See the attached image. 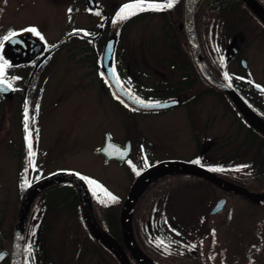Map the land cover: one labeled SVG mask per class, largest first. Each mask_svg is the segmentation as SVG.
<instances>
[{"label": "flooded vegetation", "instance_id": "1", "mask_svg": "<svg viewBox=\"0 0 264 264\" xmlns=\"http://www.w3.org/2000/svg\"><path fill=\"white\" fill-rule=\"evenodd\" d=\"M81 1L87 9L86 14L97 18L95 28L73 27L62 39L75 31L87 33V36L73 35L66 45L72 42L78 45L75 53H80L83 61L89 62L90 73H84L80 77L73 75L67 77V74L61 75L56 72L55 57L66 45L54 51L49 57L43 58L50 47L58 44L61 39L45 48L42 47L41 53L28 63H12L13 66L27 65L29 68L25 74L19 76L17 82L10 80L8 75L5 76V79L12 84L13 91L10 94L0 92V150L3 151L0 156V171L2 170L1 161H5L2 158H7L8 163L11 164V170H8L6 174L10 172V175L16 176L17 179L13 185L3 181V184H0L3 190L23 194L26 180L28 182L26 185L30 186L46 176L62 171H74L85 176L66 165V161L61 159V154L57 156L61 161L60 165L46 168L50 165L49 161L55 160L51 158L54 143L52 145L53 138L48 140L47 145L43 143L41 118L45 114V108L54 112V108L59 107L61 99L59 93L61 90L67 91L69 87L97 94V106L100 111H97V117H99L96 122L104 124L106 122L114 129L103 132L102 143L95 152L106 164L118 162L126 165V169L131 164L135 178L150 167L164 161H184L210 171L216 168L214 162L216 146L207 145L215 139L213 132L218 110L223 114L227 124L226 129L238 128L237 138L242 139V144L247 145L249 151L256 153L255 146L263 143L262 135L250 126L228 94L213 85L200 71L187 32V0H176L174 6L166 10L138 11L128 19L116 23L113 21L116 20V14L121 7L135 3L136 0H95V8L91 7L89 0ZM256 1L264 8V0ZM146 2L166 4L168 0H146ZM191 4L192 2L189 3V9ZM142 23L145 24L146 30L145 41L142 44L144 55L136 56L134 55L137 53L136 47L121 44V38L130 27L139 26ZM193 26L204 60L210 70L229 86V80H226L224 76L227 72L231 77L230 87L264 120V23L261 19L243 0H202L193 8ZM112 38L117 40L112 68L125 91L137 101H143L144 104L158 105L178 101L177 107L157 111L140 110L131 106L115 92L104 66V49L107 41ZM6 53L12 62L11 53L9 51ZM55 86L59 87L53 89ZM26 110L27 121L25 120ZM25 123L28 124L27 131ZM154 124H160L161 132L156 130ZM172 127H177L174 132ZM29 132L31 133V151L35 153L31 163L26 140ZM180 138L182 140L189 138V141L192 139V142L196 144L195 148L186 149L187 143L177 142ZM106 142L119 145L121 151L129 145L130 154L127 159L108 162L100 153ZM157 147H160L159 152H156ZM42 156L43 159H41ZM197 160L200 163H194ZM43 171L48 173L45 176H39L38 172ZM5 175L2 176L4 179ZM176 175L178 174L168 175V177ZM134 181L129 183V188ZM42 197L36 209L42 205L40 210L46 214L37 212L34 215L41 225L45 219H50L47 217L48 211L56 210L62 204L70 211L75 204L69 200L73 198L72 195L65 202L42 201ZM137 212L138 210L134 212L135 219H133L134 235L140 246L145 249L142 244L145 233L143 234L140 225L142 222L144 225L154 224V221L145 222L144 218L139 220ZM80 220L77 218L74 222L81 223ZM97 220L101 223V220ZM173 220L172 217L170 222L166 223L169 225L166 227L168 231L174 229ZM156 223L155 227L152 225L150 227L149 241L152 242L164 234L162 219H156ZM106 231L123 244L121 231L119 233H114L113 230ZM54 236L68 241L64 246L65 250L62 244L53 248L56 244H53L51 238H55ZM30 237L31 234H26L23 264H28L27 246ZM32 240L34 243L30 242V245L36 254L32 264H64L65 260L67 264H90L94 258H97L98 264H105L106 255L111 258L113 264H120L115 255H113L114 258L87 232L60 235L38 232L32 235ZM37 241L39 244L35 243ZM43 241L46 243L45 246L41 244ZM9 242L10 237H7V245ZM124 249L130 263L139 264L132 254L126 248ZM4 250L6 249L2 248L0 252ZM147 250H144V254L155 262L179 264L168 261L173 260L172 256L162 257L161 254L155 255L151 250ZM178 253L183 254L182 251ZM193 255L196 256V251ZM3 264H11L10 257Z\"/></svg>", "mask_w": 264, "mask_h": 264}, {"label": "rangeland", "instance_id": "2", "mask_svg": "<svg viewBox=\"0 0 264 264\" xmlns=\"http://www.w3.org/2000/svg\"><path fill=\"white\" fill-rule=\"evenodd\" d=\"M85 8L81 0H0V44H3V47L0 48V56H3L11 64L8 70L5 69L3 77L8 75L10 80L17 82L19 76L25 74L29 69L27 65L20 67L12 65L10 57L6 53V41L3 39L5 36H8L10 32L19 33L29 27H35L43 39L29 33L37 37L45 48L47 45L61 40L73 27L95 28L97 18L89 17ZM145 31L144 23L130 27L123 34L121 44L135 46L137 53L134 55L143 56L142 44L145 41ZM76 46L78 45L74 42L66 45L55 57L57 59L56 72L61 75L67 74V77L70 75L80 77L84 73L91 72L89 62L83 61L80 53H75ZM58 87L55 86L53 89ZM47 90L49 91L48 88ZM59 95L61 97L59 107L54 108V112L45 108V114L41 118L43 143L47 145L48 140L52 138V145L54 143L51 158L55 160L49 161L50 165H47L46 168L60 165L61 161L57 156L61 154V159L66 161V165L85 176L99 179L106 184L112 195H115L117 199L124 200L129 191L128 185L135 178L132 172L133 167L131 164L128 165V170L126 165L118 162L106 164L95 152V149L102 143L103 132L114 129L106 122L105 124L96 122L99 117H97V111H100L97 106V94L69 87L67 91L62 92L61 90ZM154 127L158 132L161 129L160 124H154ZM172 128V132H174L177 127ZM226 128L227 124L223 114L218 110L213 132L215 139L207 145L216 146V161H214L216 168L223 169L219 172L224 174L234 175L250 172L251 169L245 167L254 159L255 151H249L248 146L242 144V139L237 138L238 128ZM181 141L183 144L187 143L186 149L196 146L192 139L190 141L189 138L177 140V142ZM156 149H154L156 152L160 151V147ZM2 154L3 151L0 150V156ZM2 160L5 161H1L0 184L6 181L8 185H13L17 177L11 176L10 172L6 174L8 170H11V164L8 163L7 158H2ZM47 173L45 171L38 172V175L45 176ZM20 195V193L5 191L0 187V227L4 232L3 238L0 240V249L7 246L6 238L11 237L10 235L14 233L21 202ZM222 197L228 198L224 211L216 216H211L210 211ZM72 199L69 198L70 201ZM116 201L113 202L111 198L102 197L95 199L93 206L94 209H97V213L103 217L108 212L116 213L119 210L120 215L121 209L117 206ZM41 207L42 205L37 208L36 213L46 214L40 210ZM59 207L56 210L48 211L47 217L50 219H45L42 225L39 224L40 232L60 235L86 231L80 222H74L82 215L79 209L72 208L68 211L63 204ZM137 210L139 220L144 218L145 222L154 221L156 223V219H163L165 223H168L173 217L174 230L178 228L183 230L180 234L170 235L169 240L178 242L176 249L178 247L179 249L178 251H169L168 248H163L161 245L155 247L154 242L149 241L150 227L154 224L144 225L142 222L141 227L144 228L143 234L145 233L143 244L155 255L175 256L182 251V243H184L189 251L195 248L197 252L203 254L205 259L207 256H212L215 264H264V206H256L246 198L224 194L210 184L181 176L180 178H171L161 185L154 183L147 194L140 199ZM57 217L58 220L54 219ZM145 226L148 228L146 229ZM28 231L31 234L30 239H32L34 229ZM54 237L51 238L53 244H56L53 248L60 244L64 247L68 242L65 238L60 240L61 237ZM36 244H39L38 241ZM41 244L45 246L46 243L43 241ZM199 244H201L200 248ZM53 253L58 255L54 251ZM96 259L94 258L90 264H98ZM64 264H67L66 260ZM105 264H113L108 255L105 257Z\"/></svg>", "mask_w": 264, "mask_h": 264}, {"label": "water", "instance_id": "3", "mask_svg": "<svg viewBox=\"0 0 264 264\" xmlns=\"http://www.w3.org/2000/svg\"><path fill=\"white\" fill-rule=\"evenodd\" d=\"M92 8H95L96 1L89 0ZM248 7L261 19L264 23V8L256 0H243ZM192 0H187V32L189 36V41L193 55L197 61V64L200 68V71L203 75L218 89L224 91L232 99L238 110L245 117L247 122L260 134L264 136V120L261 119L245 102L244 100L236 93V91L218 79L214 73L208 67L206 61L204 60L199 42L195 35L194 26H193V10L189 9V3ZM101 31L98 33V35ZM85 35L84 31H75L65 37L61 42L52 46L44 55V59L51 55L54 51L61 48L63 45L68 43L70 37L73 35ZM117 45V40L112 38L107 41L104 49V66L106 68L105 72L115 90V92L122 97L126 102L131 106L137 107L140 110L145 111H157V110H166L172 107H177L179 105L178 101H172L169 103L158 104L157 107H147L144 103H140L133 97H131L125 89L122 87L119 79L117 78L115 72L112 68V59L114 51ZM6 48L13 56V63H25L30 62L36 58L42 51V44L38 39L31 35L28 32H23L16 34L10 40L6 41ZM5 80V79H4ZM10 84L5 80V84L2 86L5 90L0 91L4 94H10L13 91V87H8ZM121 148V147H120ZM119 145H116L112 142H106L105 146L100 150V153L106 158V160H118L124 161L127 159L130 154L129 145L125 147L122 151L120 150ZM163 172L157 179L164 177L169 174H184L193 176L196 178L204 179L207 182L211 183L220 190L229 193L231 195H236L248 199L251 203L264 206V192L256 193L250 189L228 181L214 172L203 168L201 166L184 162V161H164L157 165H154L144 171L135 181L131 190L129 191L120 215V225H121V236L122 241L128 251L132 254L134 259L139 264H159L149 259L138 247L132 228V218L135 206L142 196L144 191L150 185H146L148 180L155 176L158 173ZM81 175L72 172V171H62L55 174L49 175L45 178H42L35 183L31 184L27 190L23 193L21 204L19 207L18 215L16 218L15 228H14V242L12 247V252L4 250L0 252V264H3L9 257H11V264H23V251H24V242H25V233L27 222L29 218V213L35 199L46 189L62 182H69L73 184L78 192L79 202L81 205L83 217L85 223L92 234V236L105 245L119 260L121 264H131L128 258L123 245L116 240L112 235L106 232L99 222L96 220L91 201V194L85 179H81ZM153 181V182H154ZM152 183V182H151ZM146 185V186H145ZM228 203L227 198L219 199L216 205L210 212V215L215 216L221 213ZM2 237V232L0 231V238Z\"/></svg>", "mask_w": 264, "mask_h": 264}, {"label": "trees", "instance_id": "4", "mask_svg": "<svg viewBox=\"0 0 264 264\" xmlns=\"http://www.w3.org/2000/svg\"><path fill=\"white\" fill-rule=\"evenodd\" d=\"M255 147H256L255 157L250 163H247L248 165H246V167H245V168H247V167L250 168L251 169L250 172L245 173V174L240 173V174H234V175L233 174H224V173H221L219 171H217L216 173L218 175H220L221 177H223L229 181H232L234 183H237L239 185L245 186L254 192H257V193L263 192L264 191V137H263V143H260L259 146L257 145ZM180 177L181 176H179L178 178H180ZM230 178L233 180H231ZM89 179L96 181L97 184L101 186L98 188L96 185L90 184L91 190L94 191L93 202L95 201V199H99L102 197L110 198L108 195L109 193L111 194V196L116 197L115 195H112V192L109 189H107V187L103 183H101L100 181L96 180L95 178H89ZM135 179L136 178H134L133 180H135ZM170 179H171L170 177L162 179L159 182L155 183V185H161V184L169 181ZM189 179L196 180V181L204 183V184H209L208 182H206L202 179L195 178V177H189ZM27 186L28 185L25 184L24 190H26ZM151 187L147 191H145V193L143 194V197L147 194V192L151 189ZM214 188H216V187H214ZM216 189L221 191L222 193H224L222 190H220L218 188H216ZM224 194H227V193H224ZM71 195L73 197V199H72L73 203H75L77 205L78 209L80 210V213L82 214V209H81V206H80V203L78 200L76 187L70 183H62V184L56 185L54 187V189L51 188L49 190H46L45 192H43V194H41L40 196L37 197L36 201L34 202L32 211L30 213V218H29V222H28V226H27V233L29 232L28 231L29 229H34L33 232L31 231L32 233L40 232L39 231L40 222L35 219L34 215H35L36 210H37L36 206L38 204V201L41 199L42 196H43L42 201L62 200L63 202H65ZM227 195H229V194H227ZM116 200H118V201H116ZM116 200L115 201L118 204L117 206L119 207V209H121L124 200H121V198H119V199L116 198ZM115 201H113V202H115ZM75 204H73V206H74L73 209L77 208ZM119 212H120V210H119ZM119 212H116V213H109L108 212L103 217L102 215L97 213L96 208L94 209V214H95L96 218L101 220V223H100L101 226H103L106 230H109V231L113 230L114 233H119V231H120V215H119ZM80 219H81L80 221H81L82 226L86 230L85 232L90 234L89 230H88V228L84 222L82 215L80 216ZM137 222H139V221H137ZM162 222L164 223V225L162 227L163 228L162 230H164L163 231L164 234L158 236L156 238V240L153 241L155 247H158L157 245L159 244V246L161 245V246H163V248L164 247L168 248L169 251L170 250L178 251L179 247L176 249L178 242L169 240V238H170L169 234H180L183 231L182 228H178L175 230L173 229L172 232H174V233H171V230L168 231L166 228V227H169V225H167L164 221H162ZM33 226H34V228H33ZM142 230H144V229L142 228ZM161 231H159V232L161 233ZM10 236L11 237H10L9 244L7 246H4L5 249H9V250L11 249L12 242H13V239H12L13 236L12 235H10ZM30 242L33 244L34 241L29 238V243L27 246V248H28V252H27L28 254L27 255L29 257L28 258V264H32V260L34 259V256H36V254H34L33 247L30 245ZM160 242H163V243H160ZM195 242L196 241L194 240V243ZM35 243H37V242H35ZM29 245L31 247H29ZM101 245L104 247V249L108 250V248L105 247L103 244H101ZM182 245H183V248L181 250H182L183 254L177 253L175 256H172L171 259H173V260H168V261L179 263V264H199V263L211 262L210 260H213L212 256H207L205 259L203 254L200 252H197L195 250V248L193 250L189 251L184 243H182ZM144 247H145L144 250H146L147 247L146 246H144ZM148 250H150V249H148ZM194 251H196V256L193 255ZM149 252H151V251H149Z\"/></svg>", "mask_w": 264, "mask_h": 264}, {"label": "snow or ice", "instance_id": "5", "mask_svg": "<svg viewBox=\"0 0 264 264\" xmlns=\"http://www.w3.org/2000/svg\"><path fill=\"white\" fill-rule=\"evenodd\" d=\"M176 0H168V2L166 4H157V3H147L146 0H136L135 3H130V4H125L121 7V9L119 10V12L116 14V20L113 21V23H116L117 21H123L128 19L131 15H135L137 14L138 11H146V10H153V11H161V10H166V9H170L174 6ZM71 11V10H69ZM97 15H99V13H96ZM24 31H28L31 32L33 34H35L37 37H39L40 39H43V36L39 33V31L35 28V27H29L28 29H25ZM17 33L15 32H10L8 36H5L3 39L4 41H8L10 40L12 37H14ZM85 35H87V33H85ZM3 47V44H0V48ZM7 67H11V65L9 64V62L7 60L4 59L3 56H0V91H4L5 89L2 87L5 84V80L2 78L4 76V72L5 69ZM114 71V70H113ZM225 79L229 80V86H231V77L229 76V74L227 72L224 73ZM8 87L10 88L11 85L8 84ZM259 87V86H257ZM140 103H143V101H139ZM147 107H157L159 105H154V104H148L146 105ZM28 119V113L27 110L25 111V120L27 121ZM28 129V124L25 123V130L27 131ZM26 140L28 141V148H29V158H30V163L31 158L35 155L34 152L31 151L32 148V143H31V133L29 132L28 135L26 136ZM194 163H200L199 160L194 161ZM212 171H223V169H218V168H214L211 169ZM237 171H239L240 169H236ZM139 174V173H137ZM81 179H86L88 180L89 184H93L96 185L98 188L101 187L100 185L97 184L96 181L91 180L89 178L86 177H81ZM26 184L28 183L27 180L25 182ZM109 197L115 201L116 197L111 196V194H108ZM34 235V233H33ZM163 243V242H160ZM159 246V244L157 245ZM31 247V246H29Z\"/></svg>", "mask_w": 264, "mask_h": 264}, {"label": "bare ground", "instance_id": "6", "mask_svg": "<svg viewBox=\"0 0 264 264\" xmlns=\"http://www.w3.org/2000/svg\"><path fill=\"white\" fill-rule=\"evenodd\" d=\"M201 1H202V0H193L190 9L193 10V8H194L195 6H198V5L200 4ZM161 174H163V172L158 173V174H156L155 176H153L152 178H150V179L148 180V182L146 183V185H148L149 183L153 182V181H154L155 179H157ZM146 185H145V186H146Z\"/></svg>", "mask_w": 264, "mask_h": 264}]
</instances>
